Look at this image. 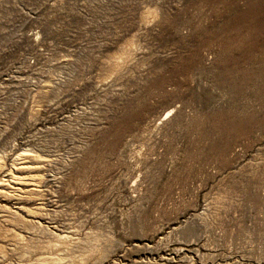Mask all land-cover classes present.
Wrapping results in <instances>:
<instances>
[{"label":"rangeland","instance_id":"374dc122","mask_svg":"<svg viewBox=\"0 0 264 264\" xmlns=\"http://www.w3.org/2000/svg\"><path fill=\"white\" fill-rule=\"evenodd\" d=\"M260 1L0 0V155L48 159L61 264H264ZM29 219L0 264H57Z\"/></svg>","mask_w":264,"mask_h":264},{"label":"bare ground","instance_id":"6f19581e","mask_svg":"<svg viewBox=\"0 0 264 264\" xmlns=\"http://www.w3.org/2000/svg\"><path fill=\"white\" fill-rule=\"evenodd\" d=\"M255 10L258 11V15L263 13L264 0H261L258 5L255 3L252 12L250 11L251 16L255 14ZM247 16L245 14L243 18ZM254 17L256 16L252 18ZM47 162L46 157L40 159L30 150L21 147H11L6 154L0 155V220L7 222L10 214L24 213L30 218L27 221L42 229L47 236L36 237L32 232H26L24 235L18 234L13 240L14 246H20L18 240L24 237L28 240L36 239L38 243L39 240L44 239L45 245L41 247L42 251L48 256L55 255L48 259L61 264L63 258L60 257L61 253L68 246L69 248L78 246L83 235L75 227L67 226L51 218L50 212H54L60 206L61 196L44 199L41 191L43 180L36 176L37 171L42 169ZM10 202L14 204L13 208L8 206ZM30 203L32 207L28 206ZM84 262L81 261L79 264H87Z\"/></svg>","mask_w":264,"mask_h":264}]
</instances>
